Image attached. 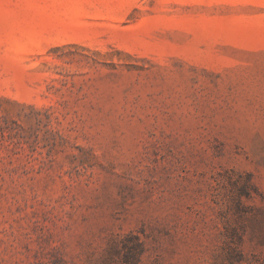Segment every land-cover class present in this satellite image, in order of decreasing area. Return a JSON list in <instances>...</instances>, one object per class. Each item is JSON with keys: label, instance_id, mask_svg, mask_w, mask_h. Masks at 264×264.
Returning a JSON list of instances; mask_svg holds the SVG:
<instances>
[{"label": "rangeland", "instance_id": "1", "mask_svg": "<svg viewBox=\"0 0 264 264\" xmlns=\"http://www.w3.org/2000/svg\"><path fill=\"white\" fill-rule=\"evenodd\" d=\"M0 264H264V0H0Z\"/></svg>", "mask_w": 264, "mask_h": 264}]
</instances>
